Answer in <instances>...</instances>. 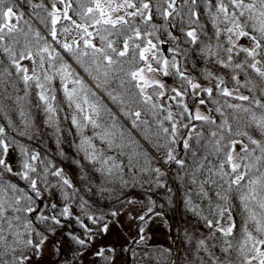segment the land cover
Returning <instances> with one entry per match:
<instances>
[{
	"label": "snow or ice",
	"instance_id": "obj_1",
	"mask_svg": "<svg viewBox=\"0 0 264 264\" xmlns=\"http://www.w3.org/2000/svg\"><path fill=\"white\" fill-rule=\"evenodd\" d=\"M69 59L149 147L118 122ZM57 78L72 110L63 119L79 137L72 143L82 154L75 161L82 179L98 178L121 192L140 189L149 206L138 218L147 223L162 215L151 195L166 187L165 167L176 165L184 172L174 173L185 181L181 202L207 230L191 249L192 237L176 231V242L189 252L185 264H264V0H0V119L17 136L33 140L36 108L56 144L63 143ZM13 107L22 128L9 116ZM78 192L63 168L0 124V264H33L49 240L48 226L62 219L83 229V237L71 236L80 246L73 259L82 257L96 233L73 214ZM192 192L202 203L193 202ZM49 197L54 202L45 204ZM234 198L242 213L238 232ZM126 202L140 201L128 195ZM77 206L92 225L103 220L89 214L87 201ZM107 231L104 223L99 232ZM93 255L99 264H113L110 250ZM183 255L170 256L169 264Z\"/></svg>",
	"mask_w": 264,
	"mask_h": 264
},
{
	"label": "trees",
	"instance_id": "obj_2",
	"mask_svg": "<svg viewBox=\"0 0 264 264\" xmlns=\"http://www.w3.org/2000/svg\"><path fill=\"white\" fill-rule=\"evenodd\" d=\"M19 0H17V3ZM27 12V9H25ZM206 22V21H205ZM35 26L40 29L41 33L47 35V32L40 26L38 23L33 21ZM59 50V49H58ZM61 54L65 55L62 50ZM65 58L68 57L65 55ZM25 63H29L25 61ZM69 63L72 64V67L76 72L80 73V75L84 78L85 82L92 86L93 90L96 91L97 95L100 96L101 100L108 108L112 110L113 113L118 117V122L126 126L127 129L132 131L133 136L140 141L144 147H149L148 144L143 140L141 135L132 128L131 122L125 118L115 105L108 100V98L101 92L99 89L95 88V85L91 81V79L84 73L83 69L75 63L74 60L69 59ZM215 70V69H213ZM172 82L171 80L169 81ZM54 87L56 89V102L59 107L63 109L62 112L59 113L60 119V127L63 130V143L61 145L56 144V136L53 135V130L47 126L45 123V116L43 112L39 109H32V120L38 129L35 132L33 140L29 141L26 137L17 136L16 131L12 130L7 123L0 119V124H5L6 131H9L10 135L17 138L27 144L30 148H36L41 153V156H47L48 159H51L53 163H55L58 167H61L68 173L71 177L72 182L77 186L79 192L77 193L76 200L73 202L72 210L75 216H80L82 220H84L85 224H88L90 227L94 229L96 233L92 238V243L89 245L88 249L84 252H90V248H95L93 252L88 254V258L92 262V264H99L96 261V257L93 253L99 249L104 248L106 250V254L108 251H111V255L113 256V261L117 258L118 254L124 258L123 264H149V261L152 264H169L170 256L175 255L177 257L180 256V253H184L183 257L177 259L176 264H185V262L189 259V252H186L184 248L181 247L179 243L176 242V231L180 230L183 234V231H187V233L192 237V242L188 244V248L191 249L195 243V239L201 237L206 234V228L203 227V222L199 220L195 215H193L181 202L185 193V181L177 180L174 176V173H178L181 176H184V172L176 165L171 166V170H168L165 167V170L168 171L167 185L165 188H156L154 189L155 194L151 195V199L156 202L158 207L155 211H159L161 216H153L151 219L147 220V223L141 221L138 217L143 215L148 208V198L141 194L140 189H136L134 192L131 189H126L124 192L120 191L119 185H105L102 184L98 178L88 177L87 179L81 178L82 170L78 166L75 161H81V153H77L75 149L73 141H78L79 137L76 136L75 130L69 121H65L63 119L64 115H68L71 113V109L67 107V102L64 98L63 92L60 87L59 79L57 78L54 82ZM71 87V85H69ZM22 88V85L20 86ZM11 91V89H9ZM244 94L248 95L249 93L245 89H241ZM19 95H23V91L19 92ZM32 104H36V94L35 90L32 92L31 96ZM7 103H11L8 101ZM209 107H212L209 105ZM143 115V114H142ZM9 116L11 117L13 123L17 126V128H22L20 118L18 116L17 111L14 109L9 112ZM213 116L217 118L219 122V117L216 113H213ZM231 119V118H230ZM72 129L71 134H69V130ZM250 134H252L256 138H260V136L256 133L255 129L248 128L247 129ZM32 134V133H30ZM88 134L91 135V130L88 131ZM59 148L63 149V156L59 153ZM152 152V155L158 157V153L149 149ZM125 151L131 152L132 149H126ZM107 154L113 155L115 153L108 152ZM183 158L186 160V163L191 164V157L184 156L181 154ZM15 167V165H14ZM6 178L14 181L21 186H24V182L19 179V177L11 176L5 174ZM50 179H54L51 178ZM98 185L100 187H106L109 191L100 192L98 190ZM115 187V190H111ZM188 187H191L190 185ZM145 188H148V185H145ZM171 189L169 192L167 189ZM90 189V190H89ZM131 195L133 199L140 201L136 203L140 208V215L135 220L134 227V236L130 239L128 244L123 245L120 249H116L112 246H100L98 245V240L105 237L106 232L101 233L99 229L103 226L104 223L109 224L112 222L127 206L129 203L126 202V196ZM192 200L194 203H202V201L196 196L195 192L191 193ZM119 197V199H118ZM87 201L88 211L90 215L95 216H103V220L97 224L92 225L91 221L86 219L81 211V209L77 206L79 203ZM49 202H54L53 197H49V200H45L44 203L48 204ZM233 217L237 221V232L240 228L241 221V208L239 201L235 198L233 199ZM45 211L47 209L45 208ZM112 212H117V215L113 217L111 215ZM155 218H162L168 225L165 229L169 234L167 238L160 241L148 242V237L144 236L143 231L145 227L149 226ZM49 227V238H52V242L54 244L58 243L59 245L65 244L72 253L78 248L79 245L75 243V241L71 238L72 235L77 237H83V229L80 227V224L77 223L75 219H62L61 225H50ZM71 234V235H70ZM141 236L144 237V240L141 242ZM219 236V233H217ZM210 243L213 245V249H215L218 245L217 240H212ZM171 250V252L167 251ZM120 251V252H118ZM60 254V251L58 252ZM217 255L220 253L217 251ZM40 255L36 256L33 261L37 260ZM236 254L233 253V258L235 259ZM56 264H65V262L58 260Z\"/></svg>",
	"mask_w": 264,
	"mask_h": 264
},
{
	"label": "rangeland",
	"instance_id": "obj_3",
	"mask_svg": "<svg viewBox=\"0 0 264 264\" xmlns=\"http://www.w3.org/2000/svg\"><path fill=\"white\" fill-rule=\"evenodd\" d=\"M65 173L68 175L67 172ZM68 177L71 178L69 175ZM140 212V208L136 203L128 204L112 222L107 224L108 231L104 238L98 240V245L112 246L116 249H120L123 245L128 244L135 234V220L140 215ZM167 227V223L162 218H155L149 226L144 228L143 234L148 237L149 243L164 240L169 235L165 230ZM61 247L63 249V255L58 253L60 245L58 243L54 244L50 237L45 245V250L37 260L33 261V264H56L58 260L65 262V264H92L88 258V254L93 252L97 246L90 248V252H84L83 256L76 260L73 259V253L65 244H61ZM123 261L124 258L121 253H119L117 258L113 261V264H123Z\"/></svg>",
	"mask_w": 264,
	"mask_h": 264
}]
</instances>
